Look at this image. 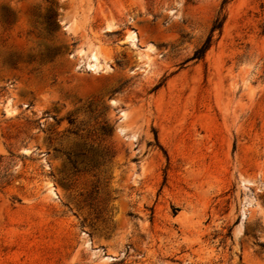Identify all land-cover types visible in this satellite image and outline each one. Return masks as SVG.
Masks as SVG:
<instances>
[{
  "label": "rangeland",
  "instance_id": "rangeland-1",
  "mask_svg": "<svg viewBox=\"0 0 264 264\" xmlns=\"http://www.w3.org/2000/svg\"><path fill=\"white\" fill-rule=\"evenodd\" d=\"M223 1L0 0V264H264V0Z\"/></svg>",
  "mask_w": 264,
  "mask_h": 264
},
{
  "label": "trees",
  "instance_id": "trees-1",
  "mask_svg": "<svg viewBox=\"0 0 264 264\" xmlns=\"http://www.w3.org/2000/svg\"><path fill=\"white\" fill-rule=\"evenodd\" d=\"M224 2H225V0L222 2V4ZM223 19H224V15L222 17L217 16L214 19L207 38L205 39L203 44L193 52V54H192V56L190 58H192V59H201L203 57L205 50L210 45L211 38H212V35H213L214 31L215 30H218V31L220 30L222 22H223ZM46 25H47V33L50 34L54 30V21L52 20V15L51 14L47 15V17H46ZM50 53L51 52H47L46 54H50ZM52 53H53V55L55 54V52H52ZM81 153H83V152H81ZM70 162H71L72 166L75 168V161L74 160H70Z\"/></svg>",
  "mask_w": 264,
  "mask_h": 264
},
{
  "label": "bare ground",
  "instance_id": "bare-ground-1",
  "mask_svg": "<svg viewBox=\"0 0 264 264\" xmlns=\"http://www.w3.org/2000/svg\"><path fill=\"white\" fill-rule=\"evenodd\" d=\"M92 57H93V59H95V56L94 55H92Z\"/></svg>",
  "mask_w": 264,
  "mask_h": 264
}]
</instances>
